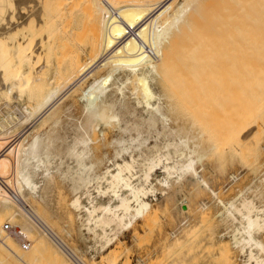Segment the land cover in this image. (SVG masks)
<instances>
[{
  "label": "bare ground",
  "instance_id": "6f19581e",
  "mask_svg": "<svg viewBox=\"0 0 264 264\" xmlns=\"http://www.w3.org/2000/svg\"><path fill=\"white\" fill-rule=\"evenodd\" d=\"M20 1L14 0L15 6ZM54 1L63 6L69 20L82 21L76 27L87 29L84 48L77 56L60 63L50 50L71 37L49 32L16 52L25 64L20 80L18 64L0 61V95L18 97L27 90L30 101L27 104L25 100L27 105L23 102L26 106L18 115L9 112L7 119H0V260L5 264H34L40 258L47 264H99L86 261L76 247H70L38 206L37 201L43 198L42 182L54 179L53 170L68 181L70 178L74 197L69 203L77 210L82 226L92 232V245L103 251L152 207L149 195L157 199L153 179L167 188L174 181L187 180L194 188L204 187L217 197L203 177L202 160L229 144L241 152L238 142L253 140L258 119L264 114V0H112L109 28L95 37L88 33L94 19L91 14L102 11L95 0ZM11 3L0 0V21L6 20L0 25V38L24 23H12ZM40 6H36L38 18L44 14ZM22 8L19 14L24 13ZM198 51H207V55L199 52L201 57ZM193 62L201 67L191 68ZM185 83H197V92H202L204 99L216 89L231 96L239 86L249 96V104L245 102L248 106L241 109V103L242 115H236L237 121L233 120L226 134L213 131L216 137L201 121L184 120L178 113L186 105ZM78 108L84 119L74 124L70 117ZM205 119L209 128L211 121ZM43 124H47L45 128H41ZM64 124L71 128L68 137L57 131ZM111 127L115 130L111 139L114 153H94ZM208 132L211 141L204 146ZM63 142H67L65 148ZM64 154L75 164L65 166ZM158 169L161 174H156ZM230 177L234 182L239 179L238 173L232 172ZM248 188L254 190L253 195H244L237 202H219L232 226L234 245L247 254L244 264H264V244L258 235L264 230V203L256 202L259 186ZM93 191L111 198L100 202ZM182 194L187 197L189 189H182ZM179 201L183 213L190 211L183 199ZM200 206L206 208L207 204ZM4 219L16 227L18 237L30 240V247H20L12 233L4 230ZM55 239L63 242L64 248ZM73 252L78 262L71 258Z\"/></svg>",
  "mask_w": 264,
  "mask_h": 264
},
{
  "label": "rangeland",
  "instance_id": "374dc122",
  "mask_svg": "<svg viewBox=\"0 0 264 264\" xmlns=\"http://www.w3.org/2000/svg\"><path fill=\"white\" fill-rule=\"evenodd\" d=\"M95 2L98 3L96 5L97 9H101L102 11L98 14H91L94 19L90 22L91 25L88 28V33L94 37L98 34H104L109 28L110 13L108 11L112 0H95ZM38 3H41L40 7L43 6L41 9L44 11L42 16L39 15V18L37 16L38 14H36V6H38ZM10 5L11 13L9 15H11V19L14 20L12 21L10 16H8L10 21H12V23H21V21H23L24 23H22L20 25L21 27L12 34L10 33L6 35V37L3 36L0 38V61L3 59L2 61L4 62L18 64L17 66H20V72L18 75L19 80L23 75V65L25 64L20 60V56L16 54V52L26 44L31 45V42H35L42 33L54 32L70 35L71 39L68 38V40L61 43L60 46L50 50L53 52L54 56L60 58V63L71 62L81 49L84 48L87 29L82 27V25V28L76 27L78 23L82 24V21L69 20L68 17H66L67 15L63 14V6H60V4L56 3L54 0H40V2L39 0H21L16 6L14 0H12ZM21 7H24L22 8L24 11L23 14H19ZM3 10L2 12H4ZM43 11H41V13H43ZM78 14L79 16H82V14L80 15V13H77V15ZM40 17L42 18V22L40 21ZM1 23L2 22L0 21V25ZM4 23H6V20ZM190 51L188 52L189 54ZM199 52L202 53L203 56L207 55V51H198V54L201 57L203 56ZM192 53L193 55H196L195 50L194 52L192 51ZM208 54H210V52ZM176 63L179 64V62ZM192 64L193 65L190 66L191 68L193 66L197 67L200 63L194 64L193 62ZM198 67L201 66L199 65ZM187 84L185 86H187L188 89L185 87V90L182 91H186L184 95L182 92L179 95L180 97L182 95L184 96H182L184 101L182 97L181 100L186 105L181 102V104L184 105V108L178 109V113H181V116H183L181 118H184V120L193 121L195 119V121H201L200 124L202 123L209 131L212 129V133L214 131L217 135L220 133L223 135L226 134V130L230 129L232 123L235 122L233 120L237 121L238 117L242 115L243 111L241 109H245L244 107H247L249 104L250 99L247 101L249 96L246 94V91H242L239 86L237 88L240 89H238L239 92H241L240 94L238 90H236L235 92L238 94L232 93L231 96H227V94L224 95L223 93V96L222 92L220 93L215 88L216 91H213L214 89H212L213 93H215L213 95L211 94L212 92L209 93L208 95L212 96L209 98L207 95L208 99H204V94H202V92H197V83H194V87L191 86L192 82L190 85ZM217 85L218 87L221 86V84ZM256 86L259 88V85ZM189 89L192 91L187 92ZM25 91L27 92V90ZM25 91L23 93L21 92L22 94L20 93V96L18 97L11 96L9 97L10 99L7 98L8 100L4 98L5 96L2 97L0 95V119H7L6 117H9V112L16 116L19 113L18 110L23 111L24 107L30 102L27 101L29 100L27 98L29 93L27 92L28 94H26ZM194 93L196 94L194 95ZM241 94H245L244 96L246 98L244 97L243 99H240V96H242ZM252 94L255 96L257 95L254 92ZM238 95L239 98H237ZM234 97L236 99H234ZM192 98L193 102H190L192 101ZM195 98L196 100H194ZM25 100L27 101V104L25 103ZM23 102L26 105H24ZM245 102H248V104ZM241 103L244 104L241 105L243 107L240 106ZM187 105L190 106V108H185ZM197 105L199 107H196ZM213 105H216L218 108ZM239 106L241 109L238 108ZM78 109H75L73 111L74 114L70 117V122L74 124L80 123V121L84 119L83 112L80 108ZM214 111H216V113H214ZM236 115H238L237 119ZM202 116L204 118L209 117L212 123H209L211 127L209 126L208 128V119L202 120L204 119ZM227 116L230 117L228 118ZM239 119H241V117ZM72 123H70V125H73ZM258 123L259 129L253 136V142L251 141L247 144L242 141L238 142V147H240L241 152L232 148L229 144V147L215 149L214 152L212 151L213 153L210 157L207 156L202 160L203 164H205V167L202 170L203 177L209 182L212 189L217 191V197H214L211 191L204 187L194 188V184H191V182L187 180L181 183L174 181L172 187L167 188L153 179V182L155 181L154 187L156 189L154 194L157 195V199H153V194L149 195L152 207L137 217L128 229L122 231L112 247L103 251H98L93 246L95 241L92 232L89 233V231L82 226L77 217V210H75V208L71 206L72 204L69 203L74 197L70 178L68 181V178L64 179L62 178V175L59 176L61 173L57 169L55 170L59 173L53 170V180L46 179L42 182L43 187L41 186V190L43 192H41L43 198L42 200L37 201V203H39L38 206L43 212H45V215L48 216L47 218L59 228L66 243L70 247H76L80 253L83 254L86 261L92 259V262L95 261L94 263L99 264H106L109 262L110 264H244L248 259L247 254L246 252H243L240 247L234 245L230 231L232 226H230L231 224L228 222L229 220H227L224 206L219 202V199H222L225 203L237 202L244 195H253L252 192L254 190H250L248 188L249 185H257L259 186V189L257 190V193H255L257 195L255 197H259L257 199L255 198L256 202L258 205L264 203V172L261 173L264 169V114L260 116ZM200 124L197 123V127H203V125L201 124L200 126ZM46 125L47 124L41 125V128H45ZM57 131L62 136L65 135L68 137L71 133V128L69 125L64 124L63 126L58 127ZM113 132L115 133V130H113L112 127L111 129H107V132L105 131L106 140L104 141V144L97 145L95 148L96 150L94 149V153L100 154L103 150L109 155L114 153V145L111 143L114 134ZM207 134L202 141L204 146H207V142L209 144L211 141V136L209 138V135L211 134L209 132ZM216 134L213 133V136ZM220 137H222V135ZM218 140L220 141L221 139ZM222 141H224V139ZM63 144L62 146L65 148L67 142H63ZM63 161L65 166L75 164L73 163V160L65 156V154ZM161 171L162 169H158L156 174H161ZM232 172L238 173L239 179L236 182L232 181L230 177ZM184 188L189 189L190 195L188 194L187 197L185 196V198H182L184 197L182 194V189ZM96 193L97 192L93 191L94 195H92H96L95 198L100 202H106L111 198L110 195L106 194L104 196H99L97 195L98 193ZM182 199L190 206V211L183 213L180 210L178 204L180 203L179 200ZM85 201L86 198H83V202ZM202 202L207 204L206 208L200 206ZM187 217H189V219ZM5 221H9L12 224L9 219H4L3 224ZM182 221H184V224ZM3 228L12 233L20 247L27 249V247H23L22 237H18L16 230H8L4 225ZM258 235L264 244V230ZM23 238L28 240V246L30 247V240L27 237ZM261 255L264 258V253H261ZM40 261L41 258L34 264H47V262L44 263V259H42V262ZM2 263L3 262L0 260V264Z\"/></svg>",
  "mask_w": 264,
  "mask_h": 264
},
{
  "label": "built area",
  "instance_id": "2783aa9c",
  "mask_svg": "<svg viewBox=\"0 0 264 264\" xmlns=\"http://www.w3.org/2000/svg\"><path fill=\"white\" fill-rule=\"evenodd\" d=\"M4 227H6L8 230H11V231H14V230H16L15 229V227L9 222V221H5L4 222ZM56 240V239H55ZM57 242H58V240H56ZM59 243V245L62 247V248H64V246H65V244L63 243V242H58ZM22 245H23V247H26L27 245H28V240L26 239V238H23L22 237ZM71 255V258H73V260H76L77 262L79 261V259H78V257H77V255L73 252L72 254H70Z\"/></svg>",
  "mask_w": 264,
  "mask_h": 264
}]
</instances>
